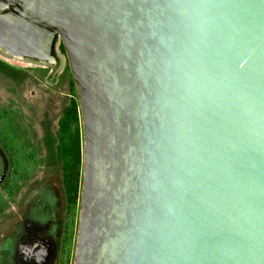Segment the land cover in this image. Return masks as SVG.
<instances>
[{
    "label": "water",
    "instance_id": "obj_1",
    "mask_svg": "<svg viewBox=\"0 0 264 264\" xmlns=\"http://www.w3.org/2000/svg\"><path fill=\"white\" fill-rule=\"evenodd\" d=\"M57 41L72 264H264V0H0V53L51 66Z\"/></svg>",
    "mask_w": 264,
    "mask_h": 264
},
{
    "label": "rangeland",
    "instance_id": "obj_2",
    "mask_svg": "<svg viewBox=\"0 0 264 264\" xmlns=\"http://www.w3.org/2000/svg\"><path fill=\"white\" fill-rule=\"evenodd\" d=\"M2 54L0 53V177L2 172L5 174L0 181V230L8 226L10 217H16L23 212L22 205L27 199H22V196L30 187V179L41 170L39 166L42 165L43 159L38 157V153L35 157L37 161L33 158L27 163L19 155L26 152V148L35 149L36 146L37 149H41L42 142L46 145L43 135L48 134L53 158L59 161L57 128L66 115L65 139L70 143L71 140L76 143L73 150L75 158L78 159L76 162L78 173L76 181L74 180L72 184L77 188V193L74 201H71V194L69 196L70 225L67 231L69 237L62 254L63 264H72L82 157L81 124L72 77L67 63L65 66L61 64L53 72V68L44 63L17 61ZM63 67L64 71H61ZM72 104L75 105L76 119L71 116ZM69 154L72 155V151ZM52 163L58 164L55 160Z\"/></svg>",
    "mask_w": 264,
    "mask_h": 264
},
{
    "label": "flooded vegetation",
    "instance_id": "obj_3",
    "mask_svg": "<svg viewBox=\"0 0 264 264\" xmlns=\"http://www.w3.org/2000/svg\"><path fill=\"white\" fill-rule=\"evenodd\" d=\"M52 55L56 63L49 66L54 72L62 64L64 55L60 42H55ZM26 61L39 62L30 59ZM65 117L57 128L59 161L53 158L48 134L43 135L46 145L42 142V150L35 146V149L26 148V152L19 155L25 163L33 158L37 161V153L43 160L39 166L40 172L33 175L29 181L30 187L22 196V199H27L22 205L23 212L10 217L8 226L0 230V264H63L62 254L69 237L70 187L76 181L78 173V159L73 150L75 142L71 140L70 143L65 139ZM70 151L72 155L69 154ZM53 160L58 164L53 165Z\"/></svg>",
    "mask_w": 264,
    "mask_h": 264
},
{
    "label": "trees",
    "instance_id": "obj_4",
    "mask_svg": "<svg viewBox=\"0 0 264 264\" xmlns=\"http://www.w3.org/2000/svg\"><path fill=\"white\" fill-rule=\"evenodd\" d=\"M75 114V116H74ZM71 116L76 119V109H75V105L72 104V107H71ZM67 129V127L65 126V130ZM62 139V138H61ZM76 141V140H75ZM76 144V143H75ZM77 191V188L75 186H72L70 187V193H71V201H74L75 198H76V192Z\"/></svg>",
    "mask_w": 264,
    "mask_h": 264
},
{
    "label": "bare ground",
    "instance_id": "obj_5",
    "mask_svg": "<svg viewBox=\"0 0 264 264\" xmlns=\"http://www.w3.org/2000/svg\"><path fill=\"white\" fill-rule=\"evenodd\" d=\"M3 55V54H2ZM11 58H13V57H11ZM9 59V58H8ZM13 59H16V58H13ZM17 61H21V60H19V59H17ZM24 63V62H23Z\"/></svg>",
    "mask_w": 264,
    "mask_h": 264
}]
</instances>
